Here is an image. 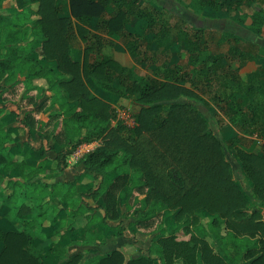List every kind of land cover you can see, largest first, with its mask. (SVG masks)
<instances>
[{
  "label": "trees",
  "instance_id": "trees-1",
  "mask_svg": "<svg viewBox=\"0 0 264 264\" xmlns=\"http://www.w3.org/2000/svg\"><path fill=\"white\" fill-rule=\"evenodd\" d=\"M254 1L188 0L186 6L200 14L239 10ZM16 3L22 12L9 16L0 13V78L13 68L23 51L34 45L39 57L48 62L42 64L48 67L43 75L50 76V88L58 99L59 109L51 116L64 118L63 126L50 132L61 146L56 156L58 167L67 166L68 155L79 144L94 139L103 142L82 159L85 173L99 181L97 186L78 191L75 179L55 180L57 175L53 172L31 180L45 172L47 160L37 166L25 161L16 164L7 147L15 139V132L6 127L8 118L0 117V205L20 211V203L31 199L27 194L32 187H52L49 195L55 199L61 195L58 203L69 198L70 208L65 219L53 218L54 235L69 219L82 214L87 218L86 243L97 242L99 237L104 242L105 229L116 236L123 235L128 227L153 234L146 253L128 257L124 249L114 248L91 263H83L80 253L63 256L67 243L60 242L49 247L58 257L57 264H264V150L255 151L244 145L248 134L264 135V101L259 107L250 105L252 92L264 95V53L259 51L258 43L234 32L224 38L229 48L215 51L208 45L206 30L196 28L193 37L202 47L190 54L188 68L166 66L164 78L152 77L139 74L135 66L104 53L103 46L112 37L128 40L130 35L146 37L149 43L162 41L168 30L164 8L144 0H69L68 16L61 15L59 0ZM20 17L31 21L28 30L32 29L33 36L27 42L16 28ZM133 17L142 21L141 31L129 29ZM91 21H95L96 31L87 26ZM237 21L255 36L262 35L264 6L241 13ZM188 32L185 30L184 37L190 41L192 36ZM76 33L85 43L81 58L72 46L71 37ZM173 46L180 50L176 42ZM248 60L255 61L258 67L247 73L245 80L239 73L240 66L233 68V63L243 65ZM174 61L177 64L179 58ZM35 74L41 75V71ZM229 75L237 87L233 90V84L226 82ZM215 81L220 86L229 85L230 90L212 93L211 100L240 131L230 144L215 134L204 112L182 101L183 97L201 99L200 91L210 90ZM21 83L17 80L9 86L0 85V103L16 101ZM108 94L134 103L135 125L112 123L115 107L106 98ZM23 99L25 104L35 98L25 94ZM43 107L41 104L27 111L24 124L37 127ZM231 144L235 145L242 169L251 182V194L258 200L254 210L233 177L226 151ZM14 168L19 169L23 180L8 175ZM122 187H126L122 196L125 210L117 193ZM86 197L104 208L101 218L90 212L92 206L82 204L81 199ZM55 199L52 209L58 207ZM200 210L211 213L208 227L201 224L207 215H199ZM31 212V230L0 228V240L4 243L0 264H47L41 254L45 248L35 241L34 234L43 227L51 209H43L39 204ZM130 218L134 220L126 225L125 220ZM175 218L183 219L173 223ZM194 223L197 228H192Z\"/></svg>",
  "mask_w": 264,
  "mask_h": 264
},
{
  "label": "rangeland",
  "instance_id": "rangeland-1",
  "mask_svg": "<svg viewBox=\"0 0 264 264\" xmlns=\"http://www.w3.org/2000/svg\"><path fill=\"white\" fill-rule=\"evenodd\" d=\"M62 3V11L61 15H70V5L69 0H59ZM147 2H150L159 8H164L163 11V19L164 24L166 25L167 32L164 34L162 41H153L149 43V41L146 39V37H140L138 35H130L128 37V40L122 39L120 37H112L110 38L103 46V51L106 54L117 56L123 63L129 66H135V70L137 73L147 76H160L165 77L163 72H165V68L167 67H176V65H182L183 70H186L187 63H189L190 60V54L192 52H197L201 47L202 44L195 41L193 37V32L196 30V28H204L206 30V38L208 39V45L212 50L218 51V50H226L229 48V44L224 40V38H228L229 36H232L231 33H239L243 35L246 39L256 41L258 45L260 46L259 51L261 53H264V30L262 35L255 36L252 34L245 26L240 24L237 21L238 15H240L243 12H253L256 7L259 5L264 6V0H256L253 3L249 5H243L239 10L237 9H230V10H223L218 12H204V13H195L192 9L186 6V2L188 0H144ZM1 12L9 16L13 14L14 12H18L20 9L17 6L16 0H3L1 2ZM13 20V18H11ZM75 20V19H74ZM76 21V20H75ZM141 25L142 21L137 20V18L133 17L131 24L129 25L130 30L138 29L141 31ZM31 26L30 20H25V18H18V25L17 29H20V36L21 39L24 41H28L32 39L33 35H30V32L32 33V29L28 30V27ZM87 26L93 30H95V21H91L90 24L88 23ZM158 30V27L156 28ZM185 30L189 31L188 33L192 36L191 40L185 39L184 35ZM26 31H28L26 33ZM233 31V32H232ZM223 38L221 39V37ZM72 46L74 48V53L77 57L81 58L83 55L85 43L79 36V34H75L71 37ZM176 42L178 46L180 47V50L175 46H173V43ZM36 44V43H35ZM136 46V47H135ZM39 51L35 50L34 45H30L27 50L23 51L22 56L19 57L17 62L13 64V70L7 71L0 79H3L2 82H5L7 84H10L21 77H27L29 78L30 75H32V80L27 85V89L29 92H32V95L37 99V101H43L45 98H49V100H52V103L54 104V101L56 100V103H58V99L56 98L54 90H51L52 94L49 97H45L44 95V87H42V84L44 86H47L50 88V79L49 75H46L43 73L45 72V69H48L47 66H43L42 64H45L44 62H47L45 59H41L39 57ZM178 57L179 61L177 64L175 63L174 59ZM173 60V62L171 61ZM48 63V62H47ZM240 66V67H239ZM239 67V73L241 74L242 78L245 80L247 79V73L252 72L257 69L258 64L253 60L246 61L245 64L241 65L240 62L235 61L233 63V68ZM179 68V66H178ZM252 69V70H250ZM12 71L14 73H12ZM38 71H41V75H37ZM29 74V75H28ZM49 76V77H48ZM230 75L226 78V82L229 84L234 83L231 82ZM37 80V81H36ZM1 82V81H0ZM37 82V83H36ZM188 86H191L190 82H187ZM257 84H260L258 82ZM38 85V87H37ZM32 86V87H29ZM36 86V88H35ZM40 86V87H39ZM229 85H219L218 81H215L211 86H209L208 91L201 92L202 95L201 99L198 98H192V97H183L182 101L190 103L192 106L197 107L200 111L204 112L206 116L210 120V127L215 132V134L223 140L225 143L230 144L231 139L238 135L240 133L237 126L234 125L227 117H225L221 111L218 109V107L212 102L211 100V94L219 91L221 93H226L229 91ZM237 87L231 88V90L235 89ZM34 92V93H33ZM31 94V93H30ZM253 96L250 100V105H254L259 107L260 102L264 101V95L262 92L254 91L252 92ZM106 98L113 104L115 107V113L112 118V123L116 124L117 122H121L123 115H130L132 116L136 122L134 113L137 110V107L134 105L133 102H131L128 99L122 98L120 96H116L113 94H108ZM13 102V101H12ZM47 105V104H46ZM121 113V114H120ZM45 117H50V113H44ZM15 119V116H14ZM12 119L9 123L14 121ZM60 126H63L64 124V118L60 117ZM45 129V128H44ZM47 129L44 130L43 135H40V137L43 139H47ZM34 135H37V132L33 133ZM30 137L29 142L32 143L34 139H38V136ZM39 135V134H38ZM147 135V134H146ZM26 136V135H25ZM39 141V139L37 140ZM43 142V141H42ZM101 142H103L101 140ZM33 144V143H32ZM258 143L253 138V134H248V136H245L244 145L247 148L255 149ZM39 150L46 151L49 145H37ZM259 150H264V146H259ZM227 151V157L229 161L231 162V168L234 179L238 182V184L241 186V188L244 190L245 194L249 197L250 201V209L254 210L258 208L257 203L258 200L253 197L251 194V182L248 179V177L245 175L241 162L237 155V150L235 148V145L231 144L229 147V150ZM27 156L33 155V152L28 151ZM84 178H88V174L84 173ZM87 179L82 184L84 185V189H87L90 184L92 186H96L99 181L92 180L91 181ZM119 191V192H118ZM125 191L126 187L119 188L117 190V193L119 196H121V202L120 206L123 210H125ZM123 196V197H122ZM142 197V195H141ZM95 205H93L92 209L94 210V214L97 215L96 217L101 218V215L104 212V208L96 201H94ZM56 212V211H55ZM54 212V213H55ZM199 215H202V217L206 216L201 220V224L205 227H208L209 225V219L211 217V213L200 210L197 212ZM83 219V214L80 216H77L73 219H69L70 224H74L75 221L78 219ZM134 220V218L126 219L125 224L127 225L130 220ZM183 219V218H182ZM182 219H176L173 221V223L182 221ZM180 220V221H179ZM118 222V221H117ZM0 225L2 227V231L7 230L10 228L13 223L12 220H0ZM17 228L21 229L22 222L16 221ZM15 226V224L13 225ZM192 228H197V224L194 223L192 225ZM199 233V231H198ZM62 234V233H61ZM73 235H75L73 233ZM60 235L56 237L55 244H57V240L59 239ZM121 239H119L117 246L118 248H122L125 250L128 257H134L139 256L142 253H146L147 247L151 245L153 234L144 233L140 229H134V227H128V229L125 231V233L120 236ZM51 238V237H50ZM58 238V239H57ZM62 238L63 242L65 243L66 237L64 234L61 235L60 239ZM82 240L83 236L80 234L78 237H76V240ZM76 244L70 246V250L65 253L63 256H71L75 255L77 253L81 254V261L83 263H91L92 260H95L100 254H104V249H99L101 247H97L94 245L88 246L83 245L80 246L75 242ZM68 245V244H67ZM116 247V245L112 246V248ZM44 260L47 264H57L58 263V257L55 253H51V251L43 254Z\"/></svg>",
  "mask_w": 264,
  "mask_h": 264
},
{
  "label": "crops",
  "instance_id": "crops-1",
  "mask_svg": "<svg viewBox=\"0 0 264 264\" xmlns=\"http://www.w3.org/2000/svg\"><path fill=\"white\" fill-rule=\"evenodd\" d=\"M2 1L3 0H0V13H2L1 12V9H2L1 8L2 7L1 2ZM22 11H23V9H20L18 12H22ZM34 17H36V15ZM0 44H1V40H0ZM250 70H252V69H250ZM32 78L28 79L26 76L25 77L20 76V78H18L17 80L22 82L21 83V90H20L19 95L17 96L16 101H13V102L7 101L4 103H0V109L2 110V112L0 113V117L5 116L8 118L7 119L8 121L6 122L7 123L6 127L8 129H13L15 132V135H16L15 139L12 142L7 144L8 150L15 157V163L16 164L18 162L25 161L28 165L37 166L43 160H47L46 161L47 163L45 166V172L34 176L31 180H34L36 178H42L44 175L52 174V172H53L57 175L55 180H62V181L65 180V181L71 182L72 180L75 179L76 180L75 181L76 190H78V191L86 190V189H84V185L82 183L85 182L87 179L90 180L91 176H88V178H84L85 176H83V175L85 173V168H84V165L82 163L83 160L81 159V160L76 161L75 160L76 158L73 155L74 152L68 155L67 166L64 169H60L57 165L56 156H57V153L60 151L61 146L57 142L54 141L50 132L60 126V120H58V119H60V117H58L57 119H53L51 116L52 113L56 112L59 109V104L56 103V100L54 101V104H53L52 100H49V98H45V100H43V101H37V99L32 95V92H29L27 89V85H29ZM2 80L3 79H0V81H1L0 85H6V86L10 85V84H7L6 81L2 82ZM17 80H15V81H17ZM42 81L43 80H41L40 85L42 87H44V89H45L44 95H45V97H49L52 94V92H51L52 89L47 87L48 85L44 86L43 84H45V82L42 84ZM29 87H32V86H29ZM37 87H38V85H37ZM35 88H36V86H35ZM25 94H27L29 96H33V98H35L34 101L24 104L23 98H24ZM41 104H44V107L41 110V112L38 114V118L40 120L38 126L35 128H30V127L26 126L24 124V122L22 121L24 116H25V113L27 111L35 110ZM44 113H47V114L50 113V117L49 116L45 117ZM14 116H15V119H14ZM12 119H14V121L9 123ZM44 128L47 129L46 130L47 131V135H46L47 139H45V138L42 139L40 137V135H43V133H44V130H45ZM34 132H37V135H34L33 134ZM32 135L38 136L39 141H37L38 139H34L32 142L33 144L30 143L29 139H30V137H32ZM92 141H88L90 143H85L88 145L84 146L83 149H86L90 146H94L95 143ZM43 143H44V145H49V147L47 148L46 151H42V150L38 149L37 145H42ZM256 146L257 147L253 150L259 151V146H261V145L257 144ZM28 151L33 152V155L27 156L26 153ZM8 175L10 177L15 178V179L23 180L22 176L20 175L18 168L12 169L10 172H8ZM92 180H94V179L92 178ZM52 181H54V180L49 179V182H52ZM90 186L92 187V184H90L89 187ZM50 190H52V187H48L46 189H41V190H39L36 187H32L28 191V194H27V197L30 196L31 199L27 200L25 198L24 201L27 203H25L24 201H23V203L22 202L20 203L22 206L20 211H10L12 209L11 206L6 205V204H1L0 205V220L1 219L8 220V221L12 220L13 225L15 224V226L12 225L7 230H11V229H18V230L30 229L31 230L30 221H29L30 218L32 217L31 210L33 211L35 206L42 204L43 209H48V207L51 209V214H50L49 218L45 219V221L43 223V227L41 229H38V232L34 234L35 241L40 242L41 245H43L45 248V250L41 253L42 257H43L44 253L46 255L47 252L50 251V249H49L50 246L55 245L54 242L56 240V237L58 235H60V237H61L62 234H64V236L66 237L65 242L68 244V245L66 244V246H65L66 247V253L70 250V248H69L70 246L76 244L75 243L76 241L79 242L77 244L80 246L87 245V244H88V246H91V245H94L97 247L99 246V247H101L99 249H104V251H105L104 253H106V252H108L114 248H118L117 247L119 245L118 241H119V239H121L120 236H122V235H119V236L111 235L109 233L108 229L103 230L104 231V242H101L100 241L101 237H99L97 242L94 241V242L86 243L87 237H86V233L84 231V226L87 222V218L84 215H83V219L82 218L78 219L77 221H75L74 224H70L69 220H68L66 226H64L60 230L59 233L54 235L53 231L55 230V227L52 223L53 218L59 217L60 219H65L68 216V212L70 211V208H69V203H68L69 198L62 201L61 203H58L59 199L61 198V195L57 196L55 199L49 195ZM54 199L56 202L58 201L57 202L58 207L52 209L51 205H52V203H54ZM81 200H82L81 202L84 206H92L93 207V205H95V203H94L95 200H93L92 198L86 197V198H83ZM26 204L32 206L31 207L32 209L27 207ZM90 212L94 213V210L92 209V211H90ZM103 214H104V212H103ZM16 221L22 222L21 229L17 228ZM109 222L110 223H117V221H113V220H109ZM70 226H74L75 229H71ZM0 228L2 229L1 225H0ZM73 233L75 235H73ZM79 234L81 236H83V239L80 241H79V239L76 240V237H78ZM60 237H59V239L57 238L58 239L56 242L57 244L60 242L64 243L62 238L60 239ZM70 240H72V241H70ZM114 245H116V247L112 248V246H114ZM149 246L147 247V250H148ZM3 247H4V243L2 240H0V253L3 249ZM100 255H102V254H100Z\"/></svg>",
  "mask_w": 264,
  "mask_h": 264
},
{
  "label": "built area",
  "instance_id": "built-area-1",
  "mask_svg": "<svg viewBox=\"0 0 264 264\" xmlns=\"http://www.w3.org/2000/svg\"><path fill=\"white\" fill-rule=\"evenodd\" d=\"M121 116H122L123 122L127 123L130 126L135 125L136 122H135V120H134V118L132 116L130 117V115H123V114H121ZM253 138L257 141V143L259 145L264 146V135L261 136V135L255 133V134H253ZM92 142H94L95 145L94 146H90V147H88L86 149H83L84 146L88 145V144H85V143H90V142L81 143L75 148V150L73 151L74 153L73 152L72 153H73L74 157L76 158L75 159L76 161L83 159L86 153H88L89 151L95 149L97 146H99L102 143L101 139H95Z\"/></svg>",
  "mask_w": 264,
  "mask_h": 264
}]
</instances>
